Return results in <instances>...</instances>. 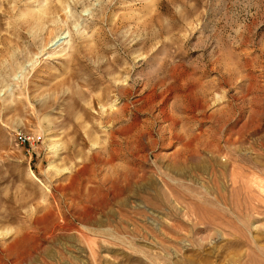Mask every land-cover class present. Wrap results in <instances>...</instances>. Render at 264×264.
Here are the masks:
<instances>
[{
	"label": "rangeland",
	"instance_id": "374dc122",
	"mask_svg": "<svg viewBox=\"0 0 264 264\" xmlns=\"http://www.w3.org/2000/svg\"><path fill=\"white\" fill-rule=\"evenodd\" d=\"M0 264H264V0H0Z\"/></svg>",
	"mask_w": 264,
	"mask_h": 264
}]
</instances>
